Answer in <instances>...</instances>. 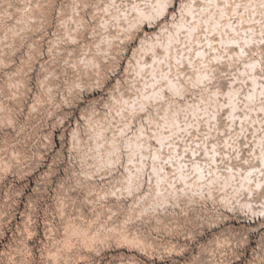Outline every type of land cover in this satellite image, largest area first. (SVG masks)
<instances>
[{
    "label": "rangeland",
    "instance_id": "obj_1",
    "mask_svg": "<svg viewBox=\"0 0 264 264\" xmlns=\"http://www.w3.org/2000/svg\"><path fill=\"white\" fill-rule=\"evenodd\" d=\"M0 0V264H264V0Z\"/></svg>",
    "mask_w": 264,
    "mask_h": 264
},
{
    "label": "snow or ice",
    "instance_id": "obj_2",
    "mask_svg": "<svg viewBox=\"0 0 264 264\" xmlns=\"http://www.w3.org/2000/svg\"><path fill=\"white\" fill-rule=\"evenodd\" d=\"M162 8L167 6L166 0H161Z\"/></svg>",
    "mask_w": 264,
    "mask_h": 264
}]
</instances>
